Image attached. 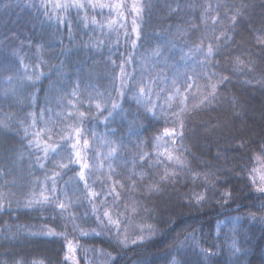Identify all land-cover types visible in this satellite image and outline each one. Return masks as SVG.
<instances>
[{"label": "trees", "instance_id": "obj_1", "mask_svg": "<svg viewBox=\"0 0 264 264\" xmlns=\"http://www.w3.org/2000/svg\"><path fill=\"white\" fill-rule=\"evenodd\" d=\"M116 1L124 5L123 16L93 10L88 0H81L85 8L68 11L54 7L68 0H0V264H74L65 259L71 257L69 242L77 246L79 264H264V193L254 181L264 166L258 151L264 147V0H136L143 8L139 16L131 10L134 0ZM210 44L214 55L205 59L196 48L206 52ZM129 58L127 71L137 81L154 82L155 114L147 100L137 103L133 91L120 94L119 65ZM211 73V83L227 80L215 100L193 109L192 95L211 91ZM173 80L189 96L182 140L164 135L165 129L181 131L174 113L182 96L171 109L166 103ZM189 83L194 87L185 92ZM70 126L85 130L88 182L101 193L94 202L108 201L100 214L107 209L121 221L126 246L117 244L114 226L91 234L99 228L79 166L58 167L67 163L70 147L50 157L44 169L37 163L43 153L36 151L33 134L43 129V140L63 144V136H75ZM112 148L116 153L105 159ZM166 150L185 166L169 162ZM57 170L63 173L59 198L69 207L63 213L54 204L23 207L33 191L39 193L45 174ZM166 171L175 175L161 181ZM116 180L125 186L116 185L122 193L118 207L108 194ZM198 196L204 200L198 203ZM42 226L58 234L41 235ZM81 228L90 234L82 236Z\"/></svg>", "mask_w": 264, "mask_h": 264}, {"label": "snow or ice", "instance_id": "obj_2", "mask_svg": "<svg viewBox=\"0 0 264 264\" xmlns=\"http://www.w3.org/2000/svg\"><path fill=\"white\" fill-rule=\"evenodd\" d=\"M88 6H90L93 10L99 8V9H110L113 10L117 13L118 16H123L124 13L123 11H121V9L124 7V5L122 3H114V4H109V3H101L99 2V0H96L95 3H93V0H88ZM54 7L56 9H62L64 11H68L69 9L75 8V9H83L85 8V4L81 2V0H68V2L66 3H59L57 2ZM131 10L132 12L136 15L139 16L142 11L143 8L140 6V4L138 2H136V0H134V2L131 5ZM47 15V12L45 13ZM57 20L60 23H64L65 21L57 16ZM216 18H213V21L215 22ZM233 22H235L236 20V16L234 15L232 17ZM92 24H96L97 21L95 19V17L92 18L91 20ZM116 23L115 19H113L112 21L109 22V29L112 30L113 25ZM133 29L132 31L134 33L137 34V38H139V32H138V26H136V20L133 19ZM85 26H88V22H87V18L85 17ZM103 27V26H102ZM69 30H71V26L69 25ZM125 35L127 36V33H125ZM262 43H264V41H261ZM133 46H135V41L133 42ZM197 52H201L203 53L205 59H209L211 57H213L214 55V49L212 47V45L210 44L207 48L206 52H203V49L200 46H197L196 48ZM155 55H160V53L157 51L155 53ZM115 63V62H113ZM133 63V58H129L128 60H125L124 62H122L119 67H120V75L117 77V79H119L120 81V89L121 92L120 94L123 96L124 95V89H128L130 91H133L136 94V100L137 103H144L145 100H147L148 105H150V107L147 108L148 111L153 112V114H155V112L153 111L157 105L153 104L151 101V97L153 94L157 95V98H159V93H154L153 91V83H149L147 81H145L144 79H141L139 81L136 80V77L127 71V65ZM238 63H240V61H238ZM202 67H206V65L202 64ZM216 77V73H211L209 74V84L206 86L208 88L211 89V91H208L206 95L201 94L199 98H197L195 96V94L192 95V98L196 101L193 105L192 108L196 109L199 108L203 105L206 104H210L213 100L216 99V92H217V88L219 84H222L225 80H227V77H221L218 79L217 83H211V80L213 78ZM188 79H192L191 77H188ZM137 84L140 85L139 87V91L136 92V86ZM173 88H174V92L172 93V95H170L166 101V103H168V107L169 109L172 108V102L174 101L175 97H180L182 96L181 93V88L177 87V81L173 80L172 82ZM194 87V83H189L187 85V88L184 89L185 92H189V90H191ZM163 91V89L161 90ZM76 94V91L74 90L73 95ZM189 100V96L188 95H183L182 98L178 101L179 107L178 110L174 113L175 117H176V121L179 122V126L181 131L177 132L175 128H173L172 130L169 129H165L164 135L168 136V137H173V136H178L181 140L183 139V131L182 129L184 128V114L186 112L189 111V107L187 105V101ZM97 109L100 108V105L97 104L96 105ZM118 108V105L113 103L112 105V112H114L116 109ZM112 112H109V115H112ZM71 113H69V116L71 117ZM85 119V113L84 112H80L79 113V121L82 123ZM175 122V121H174ZM73 127V131L75 133V136L73 137L72 135H65L63 136L61 139L64 141L63 144L60 143H49L45 140H43V134H44V130L41 129L40 131L34 133L33 135L35 136V141H34V146L36 148L37 152H42L43 156L42 157H37V163L39 164L41 169H44L46 167V162L48 161V159L50 157H52L53 155H59L60 151L70 147L73 151L72 153L68 156V160L67 163H59L58 167L59 169H67L69 168L71 165L75 164L79 166V172H78V176H79V180L81 182H83L84 184V188L87 190V197L89 199V202L92 203V213L95 216V220L96 223L98 225L99 230H97L96 228L91 229V234L94 235H101L102 233H104L105 231L111 232V227H116L117 228V234H116V241L118 245H127L129 238L125 235L123 239L120 238V233H119V228L121 225V221L119 219H113L112 218V214L110 213V211H108L107 209H105L103 211V215L101 216L100 211L102 208H104L105 205L108 204L107 200H102L100 201L99 204H96L95 198L99 197L101 195V193H97L95 191L92 190L91 186L89 185V173L91 171L90 165L87 161L86 158V153L87 150L89 149L90 145H89V140L88 139H83V147L81 148V139L84 135V129H82L81 127H74V126H70ZM49 131H51L49 129ZM26 135H27V131H26ZM74 139L73 143H68L69 141H72ZM159 139V138H158ZM48 140H52V136L49 135L48 136ZM30 146H33V141H30ZM172 143L175 144L176 140L173 139ZM243 146V145H242ZM157 147H159V145H157ZM116 149L112 148L109 153H108V157H105V159L111 158L115 153H116ZM259 152H261L262 154H264V147H261L258 149ZM167 152V150H166ZM161 155H164L165 153H160ZM147 155V154H145ZM145 157L141 156L140 159L143 160ZM63 159V158H61ZM167 159L169 162H175L177 165H179V167L182 169L185 165H184V161L181 159V156H174L172 154V152H167ZM94 167V166H93ZM101 168L103 167V165L100 166ZM110 172H114L115 170L111 168V166H109ZM62 172L57 170L54 171L52 173L51 176H49L47 173L45 174V178L44 181L41 183V187H40V191L37 194L35 191H33L31 193V195L28 197L26 203L23 205V207L29 208V209H33V208H43L46 205L49 204H54L57 208H59L61 210V213L64 212V210H66L69 207L68 203H65L63 200H60L59 198V193L62 191L59 187H58V179L59 177L62 176ZM175 175V173H168L167 171L165 172V175L160 177L161 181H166V180H170L173 176ZM214 175V173L212 174ZM109 179H112L111 176H109ZM260 180L262 182H264V175L260 176ZM49 181H50V186H49ZM116 185H120V188H124L125 186L119 181L116 180L113 183V186L109 189V195H113V201L112 204L116 205L118 207L117 201L120 200L122 193L120 191H118ZM154 188H156V185H150L149 186V191H152ZM258 191L264 193V187H259ZM227 195V193L225 194ZM204 200L203 196H198L197 197V202H201ZM57 201H59L57 203ZM264 207V206H262ZM4 208V205L2 202H0V211H2ZM133 212H136L137 209L136 207H132L131 209ZM255 218V217H253ZM73 220L75 219L74 217L72 218ZM78 225L73 224V228L74 230L76 228H78ZM151 225H148L147 228L149 230V232H151ZM81 235L82 236H88L90 233L88 231H85L84 229H80ZM141 233H143V229H141ZM39 234L41 235H49V236H55L58 233L55 231L54 228H48L47 226H42L39 230ZM66 235V234H65ZM146 237L141 234L138 237V240L142 241L144 240ZM193 239H195V237H193ZM131 243L135 244L137 243V240H131ZM76 247L77 246H73V244L71 242L68 243L67 248H68V252L71 254V257L66 256L65 259H69L72 258L74 261V264H79L78 261L75 260V252H76ZM233 247L235 248V242L233 243ZM236 251H239L238 248H235ZM88 251H91L90 249H84V252L87 253ZM103 255L109 257V259H111V254L110 253H103ZM15 264H23V262L21 260H17L15 261ZM32 264H38V262L33 261ZM40 264H42V262H40ZM172 264H176L175 261L172 262Z\"/></svg>", "mask_w": 264, "mask_h": 264}, {"label": "rangeland", "instance_id": "obj_3", "mask_svg": "<svg viewBox=\"0 0 264 264\" xmlns=\"http://www.w3.org/2000/svg\"><path fill=\"white\" fill-rule=\"evenodd\" d=\"M115 3H120L119 1L114 0ZM264 175V166H259L258 169L254 173V181L257 184V187H264V182L260 180V176Z\"/></svg>", "mask_w": 264, "mask_h": 264}]
</instances>
